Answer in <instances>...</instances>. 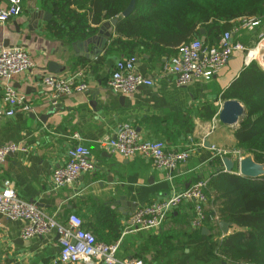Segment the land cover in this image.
<instances>
[{
    "label": "crops",
    "instance_id": "0c3cea01",
    "mask_svg": "<svg viewBox=\"0 0 264 264\" xmlns=\"http://www.w3.org/2000/svg\"><path fill=\"white\" fill-rule=\"evenodd\" d=\"M42 1L22 0L21 14L5 25L0 24V50L22 47L35 64L31 71L11 80L17 91L26 97L32 111H17L11 118H0V143H16L27 148L26 153L11 154L0 166V182L10 180L22 200L35 203L60 223H66L70 215L80 217L86 228L108 244L117 231H111L98 219L99 212L114 211L119 223L118 241L122 239L127 220L138 207L166 198L173 191H182L198 181H208L218 169L213 164L214 158L235 154L234 130L219 122L218 113L225 101L223 93L255 60L245 52H236L210 82L195 80L178 86L168 71L170 59L176 54L166 56L140 50L131 56L136 59L135 70L152 79L153 86L141 87L130 95L117 94L109 90L106 83L116 63L131 57L117 52L105 55L116 36L115 26L105 22L94 39L67 45L44 30L46 22L41 17L49 12L43 9ZM7 5L8 0H0V8ZM239 33L242 37L249 36V40H240L236 37ZM239 33L234 36L235 41L250 49L262 34V28ZM106 38L108 47L102 49L101 40ZM97 49L98 55L93 57L92 52ZM102 58L89 69L90 64ZM82 59L90 62L84 67L78 66ZM49 62L65 68L54 75L81 74L79 79L89 87L84 93L63 97L51 115L48 92L40 78L42 72L52 74L48 71ZM5 84L6 81L0 79V98ZM212 110L216 112L209 119ZM123 124L132 125L143 139L164 142L169 150L191 149L190 159L169 172L157 169L151 160L140 156L126 159L111 153L104 144L116 136ZM74 134L91 150L97 170L55 190L51 174L66 162L68 150L78 144L73 139ZM206 142L211 147L205 146ZM207 209H210L209 201L205 212ZM193 217V204L185 203L160 229L126 234L117 255L119 262L138 258L140 246L150 237L181 240L185 232L198 231L191 227ZM24 225L22 220L12 221L0 216V264H55L60 254L58 234L53 231L23 239ZM231 231L230 228L229 233ZM157 250L141 260L145 264H174L173 260L180 255L173 251L171 255L166 253V257H156ZM189 251L187 249L186 253ZM80 264L102 263L91 260Z\"/></svg>",
    "mask_w": 264,
    "mask_h": 264
},
{
    "label": "trees",
    "instance_id": "16d2710c",
    "mask_svg": "<svg viewBox=\"0 0 264 264\" xmlns=\"http://www.w3.org/2000/svg\"><path fill=\"white\" fill-rule=\"evenodd\" d=\"M130 1L43 0V9L51 15L44 30L65 44L74 45L96 36L105 22L117 20L116 36L109 47L107 45L105 55L117 52L131 57L144 50L149 54L173 56L181 46L197 38H203L206 48L217 46L224 33L242 19L264 21V0H136L134 11L123 17ZM103 59L90 64L89 69ZM89 62L82 59L78 66L84 67ZM222 99L237 100L246 110L239 128L233 132L236 141L233 151L251 155L256 163L264 164L262 66L252 61L226 89ZM215 112L212 110L208 118H213ZM213 164L218 169L206 186L205 194L210 203L206 213L208 217L217 216L218 222L206 223L210 235H202L198 230L185 232L181 240L150 237L140 246L138 258L144 259L146 254L159 249L156 257L180 252L174 264H264V177L253 180L238 175L236 170L225 173L222 156H216ZM98 219L111 231H117L108 242L115 243L120 232L114 211L104 209L98 213ZM82 221L83 228L101 242ZM220 222L232 225L228 235H222Z\"/></svg>",
    "mask_w": 264,
    "mask_h": 264
},
{
    "label": "built area",
    "instance_id": "2783aa9c",
    "mask_svg": "<svg viewBox=\"0 0 264 264\" xmlns=\"http://www.w3.org/2000/svg\"><path fill=\"white\" fill-rule=\"evenodd\" d=\"M20 14L21 0H8V5L0 8V24L5 25ZM263 23L258 18L242 19L231 31L224 33L217 46L211 48H206L201 38L181 46L177 55L170 59L168 71L175 77L178 86H186L195 80L210 82L236 52H245L249 56L252 51L242 42L235 41L234 36L242 30L257 29ZM258 37L261 38L258 45L260 48L264 37L263 34ZM33 68L35 64L24 48L12 46L0 50V79L6 81L0 98V118H11L17 111H32L26 97L17 91L11 80ZM135 68L136 59L133 57L117 62L106 83L107 88L117 94L130 95L141 87L153 86V80L137 73ZM40 75L42 85L48 92L47 105L50 108H56L63 97L84 93L89 88L87 83L79 79L81 74L65 77L42 72ZM73 139L78 144L68 150L66 162L51 174L55 190L73 184L81 176L97 170L91 150L78 134H74ZM104 145L113 154L126 159L140 156L151 160L157 169L169 172L186 163L192 154L191 149L169 150L164 142L143 139L130 124L119 126L116 136ZM16 152L26 153L27 148L16 143H0V166ZM235 158L233 156L232 159L236 160ZM207 183L208 181H198L182 191H173L166 198L138 207L127 220L123 236L160 229L168 217L185 203L193 204L191 227L194 230L205 228L207 222L217 223V216L208 217L205 212L208 202L205 194ZM0 216L12 221H24L23 239L55 231L59 236L60 248L55 264H80L91 260L102 264H145L139 258L119 262L117 255L123 236L115 243L106 244L99 242L93 233L85 230L82 219L76 215H70L66 223H60L55 217L40 210L35 203L22 200L10 180L0 182Z\"/></svg>",
    "mask_w": 264,
    "mask_h": 264
},
{
    "label": "water",
    "instance_id": "95a60500",
    "mask_svg": "<svg viewBox=\"0 0 264 264\" xmlns=\"http://www.w3.org/2000/svg\"><path fill=\"white\" fill-rule=\"evenodd\" d=\"M135 5H136V0H131L128 8L123 12L122 16L128 17L134 11ZM41 19L45 22H48L51 19V15L49 13H43ZM108 23L109 25L115 26L117 23V20H113L112 22H108ZM204 33L205 31L202 29L201 34L204 35ZM107 39L108 38L101 40L102 49L107 45ZM95 40L97 41V38ZM87 41L89 42L90 40H87ZM97 55H98V49L92 52L93 57H96ZM261 62L262 63L260 65L264 69V54L261 56ZM64 70L65 68L59 66V64L55 62H49L48 64L49 73L59 74L60 72H63ZM56 109L57 108L51 107L49 115L53 114ZM245 116H246V110L243 104H241L237 100L224 101L218 113L219 122H221L224 126L229 127L233 130H236L239 128ZM205 146L211 147V145L208 142H206ZM222 163H223L225 173H233L235 169H237L238 170L237 174L247 179L254 180V179H259V178L264 177V164L256 163L251 155L239 159L238 162L232 159L231 157H223ZM219 225H220L222 234L225 236L228 235L229 230L232 227V225L226 222H220ZM201 233L202 235L208 236L210 232L207 228H203L201 230Z\"/></svg>",
    "mask_w": 264,
    "mask_h": 264
},
{
    "label": "rangeland",
    "instance_id": "374dc122",
    "mask_svg": "<svg viewBox=\"0 0 264 264\" xmlns=\"http://www.w3.org/2000/svg\"><path fill=\"white\" fill-rule=\"evenodd\" d=\"M264 24V23H263ZM263 27H264V25L263 26H261V28H262V34H263V37H264V30H263ZM239 36V39L240 40H243V41H248L249 40V36L248 37H242V35H241V33H239V35H237L236 37H238ZM260 41H261V38H258V40L256 39V41H255V43H254V45H253V47H251L250 49H249V51H257L258 49L257 48H259L258 47V45H260L259 43H260ZM261 46H262V48L259 50V52L257 51V55H255V56H253V59L255 60V61H257L259 64H261L262 62H261V56L264 54V41L263 42H261ZM257 49V50H256ZM238 153H240V152H238ZM227 155V154H226ZM226 155H222L223 157H225ZM233 156H234V158L236 159V160H239V159H241V158H244V157H246V156H250V155H244V154H242V153H240V154H238L237 155V153L235 152V154H233L232 156L230 155V156H228V157H231V158H233ZM222 157V158H223ZM238 162V161H237ZM236 171H238L237 169H235ZM190 252V251H189Z\"/></svg>",
    "mask_w": 264,
    "mask_h": 264
},
{
    "label": "bare ground",
    "instance_id": "6f19581e",
    "mask_svg": "<svg viewBox=\"0 0 264 264\" xmlns=\"http://www.w3.org/2000/svg\"><path fill=\"white\" fill-rule=\"evenodd\" d=\"M257 54H258L257 51H251L250 54H249V58H253V56H255Z\"/></svg>",
    "mask_w": 264,
    "mask_h": 264
}]
</instances>
